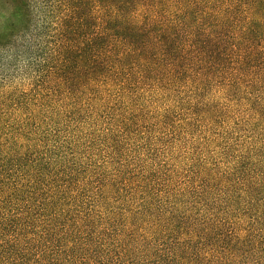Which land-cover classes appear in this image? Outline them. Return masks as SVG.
Returning <instances> with one entry per match:
<instances>
[{"label": "trees", "instance_id": "1", "mask_svg": "<svg viewBox=\"0 0 264 264\" xmlns=\"http://www.w3.org/2000/svg\"><path fill=\"white\" fill-rule=\"evenodd\" d=\"M39 5L0 73V264H264V0Z\"/></svg>", "mask_w": 264, "mask_h": 264}, {"label": "rangeland", "instance_id": "2", "mask_svg": "<svg viewBox=\"0 0 264 264\" xmlns=\"http://www.w3.org/2000/svg\"><path fill=\"white\" fill-rule=\"evenodd\" d=\"M40 0H0V36L10 30L20 32L14 37L15 46L0 52V73L18 74L22 69L30 70L40 53L39 44L47 38L40 29ZM28 6L23 8V4ZM30 10L28 18L23 17V11ZM12 42V43H13ZM45 51L42 49V52ZM31 64L29 63V59ZM17 84L22 85V79L15 77Z\"/></svg>", "mask_w": 264, "mask_h": 264}, {"label": "clouds", "instance_id": "3", "mask_svg": "<svg viewBox=\"0 0 264 264\" xmlns=\"http://www.w3.org/2000/svg\"><path fill=\"white\" fill-rule=\"evenodd\" d=\"M15 46V42H13L11 45L9 44H5V43H0V49H4L7 50L9 47H14ZM29 59V63L31 64V60Z\"/></svg>", "mask_w": 264, "mask_h": 264}]
</instances>
